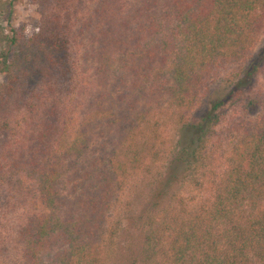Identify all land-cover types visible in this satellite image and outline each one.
<instances>
[{"label": "trees", "instance_id": "1", "mask_svg": "<svg viewBox=\"0 0 264 264\" xmlns=\"http://www.w3.org/2000/svg\"><path fill=\"white\" fill-rule=\"evenodd\" d=\"M33 1L46 9L43 26L29 35L3 27L0 9V104L19 90L52 94L51 80L68 79L88 53L98 75L114 79L105 114L113 132L96 145L74 137L57 158L48 149L55 106L41 103L42 93L27 101L22 120L0 122L2 134L17 130L29 142L16 138L4 150L0 200L24 171L42 205L16 231V264H105L120 237L127 264H264V110L239 126L218 167L205 164L217 119H187L213 76L247 57L264 28V0H127L121 10V0ZM83 7L88 17L80 19ZM151 91L195 129L190 141L169 151L160 120L134 111ZM138 177L141 206L127 204L112 227Z\"/></svg>", "mask_w": 264, "mask_h": 264}, {"label": "rangeland", "instance_id": "2", "mask_svg": "<svg viewBox=\"0 0 264 264\" xmlns=\"http://www.w3.org/2000/svg\"><path fill=\"white\" fill-rule=\"evenodd\" d=\"M37 1V0H36ZM87 1V0H85ZM127 0L117 1L116 10H121ZM88 4V3H87ZM0 9L4 12V25L11 24L15 28H24L27 35L32 34L43 26V16L41 11L46 8L37 4L33 0H0ZM79 18H87L85 7L82 8ZM70 11V9H69ZM72 13V12H71ZM2 30V29H1ZM1 34V33H0ZM86 57V58H85ZM85 57H79L78 67L74 74H70L63 82L51 80L54 91L39 89L43 99L40 101L47 105L55 106L56 116L52 119L54 127L53 134L48 140L49 152L62 155L63 147L74 140V137H90L94 144L106 139L113 130L106 126V113L111 105H108L113 98L114 79L112 76L101 78L96 69L94 60L87 53ZM255 68H254V67ZM2 79L0 77V83ZM17 91L0 104V122L9 119L13 124L22 120L26 112L27 101L35 102L37 98L31 92L22 93ZM112 98L109 99V95ZM33 95V96H32ZM32 96V98H31ZM136 99H131L133 102ZM222 100L219 108L212 111V105ZM140 109H147L151 117L160 120L161 140L164 147L169 151L178 142L190 141L195 136V129L184 127L180 123L174 112L165 101L159 100L155 92H148L145 97L139 100ZM163 103L162 106L158 104ZM124 104V103H123ZM47 108V107H46ZM45 109V108H44ZM264 110V28L258 39L247 54V57L239 62L232 63L219 70L213 78L204 86L200 92L198 102L188 113V121L195 122L196 117H207V123L211 124L217 119L215 124L210 125V131L206 139V161L209 167H218L223 160L224 154L235 140L237 129L242 123L257 117ZM46 111V109H45ZM209 114V115H208ZM46 119L47 114L43 113ZM215 117V118H214ZM15 121V122H14ZM189 130V131H188ZM13 136L0 132V159L6 156L4 150H9L16 138L20 144L28 145L25 136L17 130L11 132ZM5 139H8L4 142ZM22 146V145H21ZM165 160L159 163L162 168ZM132 187L127 189L122 198L118 201L114 216L110 221L112 227L116 226V221L125 213L127 204L132 207H140L142 195L145 187L142 177H138L132 182ZM183 189H180L182 192ZM0 200V264H16L19 258L17 249L18 227L24 222L28 215L38 213L42 205L35 193V184L21 171L14 176L9 189H4ZM141 201V202H140ZM3 207V210L1 209ZM122 212V213H121ZM124 237L115 239V243L108 247L105 256V264H127L129 254L126 251Z\"/></svg>", "mask_w": 264, "mask_h": 264}]
</instances>
